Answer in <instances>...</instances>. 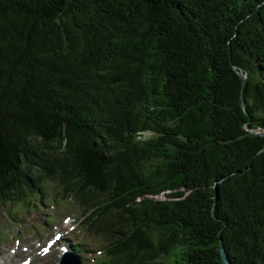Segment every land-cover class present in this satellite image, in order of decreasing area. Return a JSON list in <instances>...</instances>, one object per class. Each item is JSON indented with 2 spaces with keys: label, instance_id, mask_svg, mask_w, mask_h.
Segmentation results:
<instances>
[{
  "label": "trees",
  "instance_id": "1",
  "mask_svg": "<svg viewBox=\"0 0 264 264\" xmlns=\"http://www.w3.org/2000/svg\"><path fill=\"white\" fill-rule=\"evenodd\" d=\"M259 127L264 0H0V201L97 264H264Z\"/></svg>",
  "mask_w": 264,
  "mask_h": 264
},
{
  "label": "rangeland",
  "instance_id": "2",
  "mask_svg": "<svg viewBox=\"0 0 264 264\" xmlns=\"http://www.w3.org/2000/svg\"><path fill=\"white\" fill-rule=\"evenodd\" d=\"M255 130L264 132V129L260 127ZM149 134L146 133L144 136H149ZM49 188L50 184H47V189ZM48 195L50 197L45 199L42 204L35 207L31 206L29 209L20 202H12L11 204L0 202V264H12L11 259H13L14 255L12 252H16V249L24 252L23 249H26L28 245L37 246L39 243L45 245L48 239L53 237L56 231L60 230H64L62 240L70 236L73 240L79 239L87 243V246L91 248L81 255L85 261L84 263H94L92 262L93 257L96 258L100 255L98 254L100 248L91 236L75 227L70 231L74 223L77 222L78 214L80 213V210L72 205V199L59 203L52 198V192H49ZM158 198H163V196L160 195ZM29 199L31 200L32 198ZM59 204L62 205L60 208L58 207ZM51 215H54V217H51ZM64 217H70L65 221L69 222L68 224H64L62 221ZM46 220L50 222V227ZM39 228L41 232H38ZM36 262L40 264L58 263V249H52L51 253L46 254L43 258L38 257L32 264Z\"/></svg>",
  "mask_w": 264,
  "mask_h": 264
},
{
  "label": "bare ground",
  "instance_id": "3",
  "mask_svg": "<svg viewBox=\"0 0 264 264\" xmlns=\"http://www.w3.org/2000/svg\"><path fill=\"white\" fill-rule=\"evenodd\" d=\"M39 248V246H30V250H26L25 252H21L20 250L16 249V252L13 255V259H11L12 264H17L19 263V259H24L26 257H29V260L26 263L22 264H30L32 261H34L40 256V254L38 253Z\"/></svg>",
  "mask_w": 264,
  "mask_h": 264
},
{
  "label": "water",
  "instance_id": "4",
  "mask_svg": "<svg viewBox=\"0 0 264 264\" xmlns=\"http://www.w3.org/2000/svg\"><path fill=\"white\" fill-rule=\"evenodd\" d=\"M238 75L240 76L241 78V86L243 87L244 86V82H245V78H246V75L242 72V71H238ZM241 104H242V108L245 112L246 111V105H245V101L243 99V96H242V93H241ZM246 129H248L246 127ZM251 132H255V133H258L260 135H263L264 136V132H260V131H257V130H250ZM220 256H221V260H222V263L224 264H230L229 261H228V257H227V254L224 250V248L221 246L220 247ZM81 264L80 260L79 259H75L74 261H71L69 264Z\"/></svg>",
  "mask_w": 264,
  "mask_h": 264
}]
</instances>
